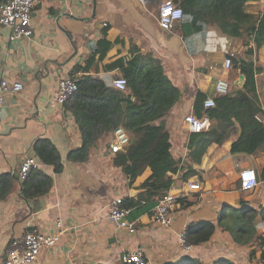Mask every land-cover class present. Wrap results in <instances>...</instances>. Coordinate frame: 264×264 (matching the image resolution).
I'll use <instances>...</instances> for the list:
<instances>
[{
  "label": "crops",
  "instance_id": "0c3cea01",
  "mask_svg": "<svg viewBox=\"0 0 264 264\" xmlns=\"http://www.w3.org/2000/svg\"><path fill=\"white\" fill-rule=\"evenodd\" d=\"M162 1L41 0L32 12L31 35L10 40V28L0 25V80L22 83L0 104V264L11 238L29 228L54 232L57 218L65 229L56 243L26 264H123V253L133 250L141 251L147 264L177 262L185 253L205 262L230 258L237 264H252L249 251L257 244L235 242L218 217L242 209L255 232L264 235V145L255 153H231L233 135L200 158L189 157L191 132L184 117L195 115L197 93L204 99L216 94V78L224 77L233 85L240 69L233 73L231 67L224 68L227 51L262 65L254 77L264 106V46L247 54L240 37L211 23L188 35L181 28L182 19L172 29H162L158 25ZM245 7L264 12V1H249ZM137 53L159 59L177 88V98L161 119L169 151L185 167L171 174L172 186L165 191L188 190L183 196L192 203L181 207L178 202L169 227L142 213L134 218L135 231L128 233L108 217V202L115 196L135 197L150 168L144 167L129 181L113 163L115 152L108 144L119 106L125 105L121 100L134 99L129 87L116 89L112 80L124 76L121 67ZM96 67L98 72H93ZM85 75L101 81L94 87L96 98L84 93L79 95L81 103L75 97L64 103L52 100L60 78ZM120 115L123 120L125 114ZM117 126L125 128L121 122ZM40 139L55 148V162L46 163L36 153ZM24 156L34 157L38 166L22 178L19 166ZM245 168H253L258 178L250 190L239 185V172ZM189 182H198L201 188L189 190ZM203 220L212 221L215 231L207 242L186 252L178 234ZM259 254L258 248L257 258Z\"/></svg>",
  "mask_w": 264,
  "mask_h": 264
},
{
  "label": "trees",
  "instance_id": "16d2710c",
  "mask_svg": "<svg viewBox=\"0 0 264 264\" xmlns=\"http://www.w3.org/2000/svg\"><path fill=\"white\" fill-rule=\"evenodd\" d=\"M173 1L182 8L181 28L185 35L197 32L203 23H211L229 36L240 37L247 54H251L254 48L264 46V12L254 13L247 11L245 7L247 2L253 0ZM231 68L233 73L240 69L245 75L246 81L242 87L231 85L226 93L216 92L213 96L214 104L208 107L203 106L204 94L197 93L195 115L207 118L210 124L205 130L191 132L188 142L189 157H201L209 147H218L233 135L236 136L230 144L231 153H255L264 145V106L260 103L254 77L263 67L252 60L233 56ZM121 69L127 80L129 94L134 99L129 100L127 97L126 100H121L125 105L123 108L119 106L114 125L121 122L133 136L123 149L115 152L113 163L121 167L129 181L140 174L144 167L150 168L149 176L139 186L140 192L135 197H124L125 205L131 207L129 218L134 219L142 213L151 212L159 194L172 186L171 174L185 166L172 157L168 132L161 119L177 98L178 91L167 79L160 60L150 53H137ZM74 80L77 83L74 96L77 103H81L80 94L97 97L93 91L101 82L99 78L85 75ZM96 103H93L94 108ZM120 113L125 114L123 120ZM156 119H159L158 123L154 122ZM35 150L46 163H53L58 159L55 148L46 139L37 141ZM178 202L181 207L192 203L186 196L179 197ZM228 215L227 218V215H219V223L229 231L235 242L256 243L257 247L249 251V258L256 264H264V235L255 232L248 218H244L242 209H236L234 214ZM185 231L186 240L191 246L200 245L211 238L215 224L210 220L190 223ZM258 248L260 254L257 258L255 252ZM168 264L237 263L230 258H216L205 262L195 255L185 253L176 263Z\"/></svg>",
  "mask_w": 264,
  "mask_h": 264
},
{
  "label": "built area",
  "instance_id": "2783aa9c",
  "mask_svg": "<svg viewBox=\"0 0 264 264\" xmlns=\"http://www.w3.org/2000/svg\"><path fill=\"white\" fill-rule=\"evenodd\" d=\"M41 0H3L0 2V25L10 28V40L29 36L33 32L31 23L32 12L34 7ZM182 8L173 0H163L158 7V25L162 29H172L173 26L182 17ZM106 23L103 22L102 25ZM234 53L227 51L223 59L224 68H230ZM93 72H98L94 68ZM112 85L119 90H124L127 86V80L124 76L119 75L113 78ZM231 83L224 77H218L214 83V89L217 93H226L229 91ZM22 88V83L18 81L9 82L5 78L0 80V104L6 93H16ZM77 83L69 76L60 78L57 88L52 95V100L57 103H64L75 96ZM214 104L213 97L207 96L203 100V106L208 107ZM184 122L190 132L205 130L210 122L207 118H199L193 114L185 115ZM113 138L108 144L111 152L123 149L129 142V134L122 126H114ZM38 161L32 156H24L20 162L19 175L24 178L29 171L37 167ZM258 184V178L253 168H245L239 172V185L243 190H250ZM198 182H189L188 189H199ZM188 190L181 194L164 191L159 194L156 203L151 208L150 217L153 222L160 226L169 227L178 206V198L186 195ZM131 207L124 203L122 196H115L108 202V217L116 223L117 226L124 228L128 233L135 231V219L129 218ZM64 225L61 218L55 222L54 232H44L36 228H29L20 236L13 237L9 240L3 264H26L36 259L42 251L53 246L64 231ZM186 228L178 234L180 246L187 252L191 244L186 240ZM122 263L127 264H147L143 253L139 250L124 252Z\"/></svg>",
  "mask_w": 264,
  "mask_h": 264
},
{
  "label": "water",
  "instance_id": "95a60500",
  "mask_svg": "<svg viewBox=\"0 0 264 264\" xmlns=\"http://www.w3.org/2000/svg\"><path fill=\"white\" fill-rule=\"evenodd\" d=\"M245 81H246L245 75L242 72H240L238 74V77L233 80V85L238 86V87H242L244 85Z\"/></svg>",
  "mask_w": 264,
  "mask_h": 264
},
{
  "label": "rangeland",
  "instance_id": "374dc122",
  "mask_svg": "<svg viewBox=\"0 0 264 264\" xmlns=\"http://www.w3.org/2000/svg\"><path fill=\"white\" fill-rule=\"evenodd\" d=\"M264 1V0H263ZM218 28V27H217ZM219 29V28H218ZM220 30V29H219ZM195 247V246H194ZM173 263H176V262H173ZM252 264H256L255 261L252 262Z\"/></svg>",
  "mask_w": 264,
  "mask_h": 264
}]
</instances>
